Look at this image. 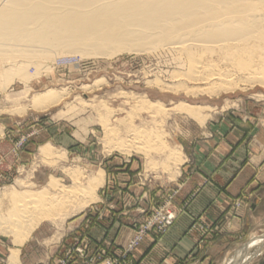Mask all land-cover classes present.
Listing matches in <instances>:
<instances>
[{"label":"rangeland","instance_id":"obj_1","mask_svg":"<svg viewBox=\"0 0 264 264\" xmlns=\"http://www.w3.org/2000/svg\"><path fill=\"white\" fill-rule=\"evenodd\" d=\"M194 51L65 53L43 59L41 70L28 62L23 73L0 57V264H141L147 237L159 241L181 212L197 247L224 238L216 264H264L256 175L217 220L192 210L200 187L176 203L186 154L209 129L246 131L251 141L264 132V83L249 67L257 59ZM132 164L131 186L113 184L114 170ZM98 225L106 235L93 240Z\"/></svg>","mask_w":264,"mask_h":264},{"label":"bare ground","instance_id":"obj_2","mask_svg":"<svg viewBox=\"0 0 264 264\" xmlns=\"http://www.w3.org/2000/svg\"><path fill=\"white\" fill-rule=\"evenodd\" d=\"M160 45L231 51L248 65L256 58L249 67L264 83V0H0V57L17 73L32 61L41 70L43 59L59 54L112 56ZM89 183L93 190L97 179Z\"/></svg>","mask_w":264,"mask_h":264},{"label":"crops","instance_id":"obj_3","mask_svg":"<svg viewBox=\"0 0 264 264\" xmlns=\"http://www.w3.org/2000/svg\"><path fill=\"white\" fill-rule=\"evenodd\" d=\"M255 138L256 140L251 141L249 132L231 128L224 133H220L216 128L209 129L204 138L193 143L191 158L186 154L187 161L182 166L181 176L176 182V184H180L176 203L182 204L191 192L200 187L192 200V210L197 214L201 213L209 220L222 218L229 209L233 196L245 187L254 175L261 183H264V132L259 130ZM48 145L51 146V144ZM133 164L129 169L126 166L117 167L112 173V178L115 179V183H112L123 186V188L130 187V172ZM205 176L209 178L207 183H205ZM108 189H110L109 185ZM115 189L116 187L112 192L113 196L118 188ZM127 191L130 189L128 188ZM130 192H125L124 189L122 194L126 195L128 199H132ZM255 206L256 204L253 203L251 211L243 216L247 217L248 214L251 216L256 211ZM121 207V204H118V212ZM189 223V215L181 212L169 232L159 241L154 242L152 237H147L138 252L142 256L139 257L141 264L219 263L223 254L216 255L214 247L223 245L224 238L212 239L210 244L197 247V235L188 234L186 231ZM114 228L111 229L112 231L108 230L109 237H114ZM106 230L101 225L92 226L90 236L93 240H100L106 235ZM124 233L130 235L131 232ZM225 249L226 247H224ZM192 250H194L191 253L192 256L187 258L188 253ZM13 262L15 261L13 260Z\"/></svg>","mask_w":264,"mask_h":264},{"label":"built area","instance_id":"obj_4","mask_svg":"<svg viewBox=\"0 0 264 264\" xmlns=\"http://www.w3.org/2000/svg\"><path fill=\"white\" fill-rule=\"evenodd\" d=\"M169 220H172V216H169Z\"/></svg>","mask_w":264,"mask_h":264}]
</instances>
